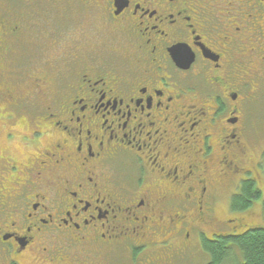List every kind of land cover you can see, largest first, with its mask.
<instances>
[{
    "label": "flooded vegetation",
    "instance_id": "obj_1",
    "mask_svg": "<svg viewBox=\"0 0 264 264\" xmlns=\"http://www.w3.org/2000/svg\"><path fill=\"white\" fill-rule=\"evenodd\" d=\"M20 2L0 136L32 153L0 145V264H194L224 181L264 180V0Z\"/></svg>",
    "mask_w": 264,
    "mask_h": 264
},
{
    "label": "trees",
    "instance_id": "obj_2",
    "mask_svg": "<svg viewBox=\"0 0 264 264\" xmlns=\"http://www.w3.org/2000/svg\"><path fill=\"white\" fill-rule=\"evenodd\" d=\"M41 1L43 0H36L42 3ZM234 193L236 194L228 201L229 212L243 213L260 202L264 217V193L259 185L254 181H247L242 183L239 190L235 189ZM231 223L223 225L225 230L216 231L219 227L211 226L214 227L211 229V235L206 231V237L201 240V248L200 246L198 248L207 259L206 264H264V224L263 226L239 224L230 227ZM211 227L206 229L210 230Z\"/></svg>",
    "mask_w": 264,
    "mask_h": 264
},
{
    "label": "rangeland",
    "instance_id": "obj_3",
    "mask_svg": "<svg viewBox=\"0 0 264 264\" xmlns=\"http://www.w3.org/2000/svg\"><path fill=\"white\" fill-rule=\"evenodd\" d=\"M21 0H0V14L7 17L12 18L14 15L9 14V12H13L15 10V7L19 4L21 6L22 3ZM35 9L30 10L27 7H22L16 10L15 12H21L22 14H26L28 12L33 13ZM36 19L38 21L41 20L40 16H37ZM29 34V31H26V35ZM29 36V35H28ZM16 43V42H15ZM11 47L15 49V44L11 42ZM28 48V47H27ZM27 48L21 47L19 52L22 53L23 56H21L20 61L23 65H28L29 63V50ZM12 58V57H11ZM11 58H9L10 65L8 66L10 69L14 66V64H11ZM261 100L253 104L252 106V114L250 117V125L253 126L256 130L260 132H264V95H261ZM19 129H22L20 126ZM25 134V133H23ZM11 138H7L5 140L4 134L0 136V145L2 146V149L5 148V150L9 151L7 154L9 155V152L11 154H14L17 160L23 161L27 156H30L32 152L26 151L27 147L20 142L19 139L9 141ZM260 147L264 146V139H260ZM225 184L221 187L220 194H219V203L216 207V214L215 218L218 221V230H225L223 225L226 224L225 222L232 220L233 222L230 224V227H233L234 225H243L246 224L248 226H263L264 224V217L262 215V207L260 202H257L254 204L253 208L249 211H245L243 213H231L229 212L230 209H228L227 202L230 198V191L233 189L234 184H236V181H232L230 179H227L224 181ZM234 182V183H233ZM259 188L263 190L264 193V180H260ZM259 201V200H257ZM227 226V225H226ZM214 227H211L210 230H207L208 235H211V229ZM236 233H240L239 231H236ZM193 247L197 246V238L193 239ZM192 247V248H193ZM195 251V250H194ZM195 257L193 259L194 264H206V258L201 254V252L196 249Z\"/></svg>",
    "mask_w": 264,
    "mask_h": 264
}]
</instances>
